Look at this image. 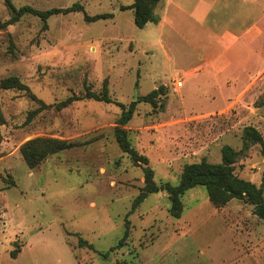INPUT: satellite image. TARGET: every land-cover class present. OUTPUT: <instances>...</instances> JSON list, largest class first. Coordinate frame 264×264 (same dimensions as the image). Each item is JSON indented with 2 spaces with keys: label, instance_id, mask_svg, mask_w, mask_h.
<instances>
[{
  "label": "rangeland",
  "instance_id": "obj_1",
  "mask_svg": "<svg viewBox=\"0 0 264 264\" xmlns=\"http://www.w3.org/2000/svg\"><path fill=\"white\" fill-rule=\"evenodd\" d=\"M11 1L17 9L81 4L84 10L46 20L27 13L0 27V80L17 76L29 87L0 88V264H264V219L244 200L215 208L198 185L184 194L181 217L171 215L162 191L133 209L144 172L114 133L119 103L160 89L156 105L140 102L126 127L155 180L173 184L185 164L221 162L225 144L241 150L245 126L264 136V105L253 108L264 95V80L236 106L227 100L210 110L223 103L191 71L200 54L217 49L221 31L235 32L255 17L264 27V0H162L155 10L159 22L142 28L133 9L122 8L134 0ZM100 13L113 16L86 18ZM14 15L0 0V23ZM178 80L183 86L174 90ZM229 84L223 90L234 100ZM105 86L115 102L85 98L59 105ZM37 136L91 142L30 168L20 147ZM235 172L264 188L260 144L240 155Z\"/></svg>",
  "mask_w": 264,
  "mask_h": 264
},
{
  "label": "trees",
  "instance_id": "obj_2",
  "mask_svg": "<svg viewBox=\"0 0 264 264\" xmlns=\"http://www.w3.org/2000/svg\"><path fill=\"white\" fill-rule=\"evenodd\" d=\"M10 9L14 12L12 21L0 23V27H7L13 21L19 19L27 13L40 16L46 20L53 14L60 12H71L74 10H84L81 4H74L67 8H51L47 10H40L31 6H23L19 9L15 7L11 0H6ZM162 0H134L128 7L134 12L135 24L142 28L151 20V22H159L160 18L155 14L158 4ZM113 13H100L93 16L87 15L89 20H98L101 18L112 17ZM0 88L2 89H17L29 90L27 84L23 83L17 76H9L0 80ZM160 89H155L152 92L139 95L136 99L132 100L129 104L119 103L122 106V112L117 119V124L114 129L116 140L123 153H126L132 163L141 166L144 172V186L141 188L138 196L133 203V209L143 202L149 194L165 192L170 199V213L174 217H181L184 204L183 196L190 189L198 185L205 186L208 192V197L215 208H221L233 199L244 200L253 206V212L256 216L264 219V188L258 186L255 182L239 176L236 172V163L242 153L247 150L251 144H260L262 153L264 155V136L261 131L253 126L247 125L243 128L242 132V149L236 150L233 146L225 144L221 148L222 161L211 162L207 158H202L198 162L187 163L183 166L180 180L177 184L170 181L158 183L155 180V172L149 165V158L142 154L133 144L129 130L126 125L132 119L137 105L140 102L157 103V96L160 95ZM94 99L107 103L115 102L108 89L104 88L102 92H96L87 89L83 95H71L59 103L60 106H67L76 100ZM264 105L263 97L255 102V106L260 107ZM42 106L48 107L42 103ZM37 110L33 111L29 119H31ZM28 119V120H29ZM3 115L0 110V125L3 124ZM91 141L80 142L75 140L62 139L50 136H37L24 142L20 151L25 162L30 168H35L40 165L46 158L59 153L63 150L75 148L76 146L89 144ZM130 222H127V230L123 238L119 241L118 246L123 244L126 238ZM81 244H87L86 241L80 240ZM91 247V244H89ZM20 252V246H17L11 251L12 257H16Z\"/></svg>",
  "mask_w": 264,
  "mask_h": 264
},
{
  "label": "crops",
  "instance_id": "obj_3",
  "mask_svg": "<svg viewBox=\"0 0 264 264\" xmlns=\"http://www.w3.org/2000/svg\"><path fill=\"white\" fill-rule=\"evenodd\" d=\"M253 11H256L255 8ZM260 22L255 17L235 32L225 29L218 33L217 49L200 54L199 64L191 69L194 78L201 81L199 86L208 92L217 91L216 95L223 103L222 106L210 110L227 106V100L236 106L239 99L264 80V40L261 41L264 27ZM230 82L235 86L234 100L229 99L228 92L223 90L224 86L229 87ZM210 94L213 93H209V97ZM253 108L259 107L254 105Z\"/></svg>",
  "mask_w": 264,
  "mask_h": 264
},
{
  "label": "built area",
  "instance_id": "obj_4",
  "mask_svg": "<svg viewBox=\"0 0 264 264\" xmlns=\"http://www.w3.org/2000/svg\"><path fill=\"white\" fill-rule=\"evenodd\" d=\"M173 86H174V90H177L183 86V81L182 80L174 81Z\"/></svg>",
  "mask_w": 264,
  "mask_h": 264
},
{
  "label": "water",
  "instance_id": "obj_5",
  "mask_svg": "<svg viewBox=\"0 0 264 264\" xmlns=\"http://www.w3.org/2000/svg\"><path fill=\"white\" fill-rule=\"evenodd\" d=\"M149 22H151V20H150ZM149 22H148V23H149Z\"/></svg>",
  "mask_w": 264,
  "mask_h": 264
}]
</instances>
